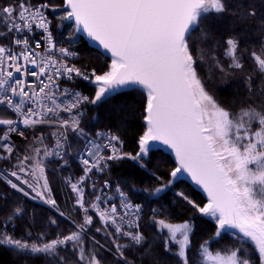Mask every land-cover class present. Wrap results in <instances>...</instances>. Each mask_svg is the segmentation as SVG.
I'll return each instance as SVG.
<instances>
[{"label":"snow or ice","instance_id":"obj_1","mask_svg":"<svg viewBox=\"0 0 264 264\" xmlns=\"http://www.w3.org/2000/svg\"><path fill=\"white\" fill-rule=\"evenodd\" d=\"M61 7L64 11L58 19L72 21L76 33L86 34L110 54L111 63L104 69H82L71 62L78 53L55 40L48 12ZM229 12L244 21L258 15L254 6L230 0H62L61 5L51 0H0V111L15 117L0 114V161L11 164L10 169L0 168V178L14 192L39 199L67 218L53 198L47 164L55 157L62 168L68 165L69 132L83 143L78 153L83 174L65 180L80 217L72 220L74 230L52 239L41 232L32 239L26 229L18 237L15 221L23 219L25 209L14 204L0 217V247L17 255L50 257L52 264H68L61 251L71 252L73 264H109V255L114 264H134L126 252L146 243L140 224L143 206L134 204L119 184L115 196L107 193L112 188L107 180L97 189L92 177L105 173L110 161L129 159L146 168L145 158L159 145L174 154L176 167L166 183L158 176L161 185L144 191L159 197L187 176L206 194L207 202L201 206L182 191L174 195L215 224L213 237L199 245L194 259L189 254L194 223H173L154 209L152 223L165 252L175 256L177 264H264V87L254 92L249 75V99L224 106L197 70L205 53L197 57L190 47L195 30ZM260 22L264 24V18ZM224 45L227 66L212 57L222 76L243 70L251 60L253 71L264 82V44L258 50L241 49L238 39L230 36ZM77 78L95 85L93 97L61 87L62 81ZM137 88L146 94V105L145 128L135 155L123 151L120 136L110 131L93 136L80 127L84 105H97L122 90ZM44 125L56 129L53 146L43 134H33L28 145L17 148L13 135L27 140L25 129ZM89 185L92 200L86 199ZM7 199L0 193V200ZM94 216L100 227H95ZM54 225L57 220L49 218L48 226ZM93 227L103 243L88 236ZM226 232L235 243L210 250V244Z\"/></svg>","mask_w":264,"mask_h":264},{"label":"trees","instance_id":"obj_2","mask_svg":"<svg viewBox=\"0 0 264 264\" xmlns=\"http://www.w3.org/2000/svg\"><path fill=\"white\" fill-rule=\"evenodd\" d=\"M38 3L40 0H32ZM62 0H51V3L61 5ZM232 4H249L256 8L257 17L250 18L248 21L237 19L235 12H229L222 19H213L206 22L200 29L192 33L190 47L194 54L199 57L201 51L205 53V59L199 60L197 70L207 83L209 90L224 105H238L241 101L249 99L246 77L251 75L253 79V91L258 92L264 87L259 74L253 71V62L249 60L245 63L243 70H235L233 73L222 76L215 67L212 57L215 56L222 64L227 66L228 60L224 56V42L230 36L235 37L240 42L241 49L258 50L260 44H264V24L261 19L264 18V0H230ZM64 11L61 7L57 12L49 11L52 19V29L58 42L79 53L80 63L88 69L102 70L110 63L109 57L103 55L78 33L74 31V25L68 20L58 19ZM90 98L95 95V88L80 82L78 86ZM146 105V94L142 89L123 90L118 94L112 95L108 100L97 105H90L88 113L80 125L87 133L94 135L97 131H110L120 136L123 141V151L136 154L138 151V138L142 135L145 124L143 120L144 107ZM0 114L10 116L12 114L0 111ZM71 149L74 154H78L83 147L82 141L74 134L69 133ZM176 167L173 158L160 149H155L149 154L147 165L141 167L136 162L123 159L114 162L111 165L106 179L111 183L121 185L125 191L129 192L133 202L143 206V217L141 219V231L146 237V243L143 247H136L126 252L128 259L134 264H177V258L170 253L165 252L163 239L158 236L155 226L152 223L154 215L167 217L173 223L192 221L195 225L194 235L192 237V249L189 253L196 259L199 245L213 237L215 233V224L206 219L186 202L180 200L174 195V192H184L189 198L193 199L201 206L207 202L205 197L197 191L187 181L180 179L172 187L159 197H149L144 191L154 190L161 185L158 176H163V182L168 180V173ZM81 175V170L76 165L74 159H68V165L62 168L58 173L53 169L48 171V178L52 193L59 206V210L66 214L70 220L61 218L51 210L34 204L29 201L24 202L25 215L23 219L15 221V234L23 236L26 229L31 230L32 239H35L39 233L46 232L47 238H55L59 233H68L73 231L72 220L79 221L80 217L73 209L74 194L63 181L65 179H75ZM0 193L8 197L7 201L0 200V217L8 214L9 208L14 204L22 203L21 197L0 180ZM88 195V194H87ZM90 196H86V199ZM49 218H55L57 225L48 226ZM71 221V222H70ZM2 223V220H0ZM95 227H100L97 217L94 216ZM95 227L91 228L92 232ZM97 240L103 239L101 234L95 233ZM90 243V241H86ZM235 243L234 238L226 232L218 241L210 244V250H224ZM175 249V245H172ZM251 247V245H249ZM148 249V251H144ZM60 255L65 256L68 264H73L74 257L71 252L61 251ZM58 260V258H56ZM109 264H114L112 257H108ZM0 264H52V258L30 255H17L6 248L0 247ZM197 264L199 262L197 261Z\"/></svg>","mask_w":264,"mask_h":264},{"label":"built area","instance_id":"obj_3","mask_svg":"<svg viewBox=\"0 0 264 264\" xmlns=\"http://www.w3.org/2000/svg\"><path fill=\"white\" fill-rule=\"evenodd\" d=\"M48 15H49V12H48ZM49 19L51 20V17L49 16ZM51 31H52V34H53V37L55 38V40L57 41V38H56V36H55V34L53 33V29H52V20H51ZM41 38V34L39 33V32H37L36 33V35H35V39H40ZM58 42V41H57ZM59 44V43H58ZM60 45V44H59ZM60 46H62V45H60ZM38 51H43V47L41 48V49H39ZM72 63H76L75 62V60H73V61H71ZM71 85V86H70ZM61 87L62 88H69V89H73V90H75V91H79V92H81L83 95H86L80 88H77V87H75L74 85H72V82H61ZM87 96V95H86ZM90 104H86V105H84L83 106V111H84V115L81 117V124H82V122L84 121V119H85V117H86V115H87V113H88V106H89ZM0 109H2V106H0ZM11 114V113H10ZM12 116H13V118H15L14 117V115L12 114ZM80 124V125H81ZM56 129L54 128V127H49V126H47V125H44V126H40L39 128H37V129H25L24 131L26 132V134H27V136H28V139L27 140H24V139H21L19 136H16V135H13V140L15 141V143H16V145H17V148H24L26 145H28L30 142H31V138H32V136H33V134H35L36 136H40L41 134H43V136L46 138L45 139V142L51 147V146H53L54 144H55V140H54V138H53V136H52V133L55 131ZM100 131H105V130H100ZM105 132H107V131H105ZM70 133V132H69ZM69 133H68V137H69V139H68V144H70L71 145V141H70V136H69ZM94 136V135H93ZM68 151V155L65 157V159H74V161H75V163H76V165L79 167V169L81 170V166L79 165V163H78V154L76 155V154H74V152H73V150L70 148V149H68L67 150ZM81 151V150H80ZM114 162H116V161H110L109 162V164H110V167L107 169V171L105 172V173H103V174H96L95 176H93L92 177V179L93 180H95V181H97V183H96V188L97 189H99V188H101L102 187V185H103V183H104V181L105 180H107L106 179V175H107V173L109 172V170H110V168H111V165L114 163ZM61 161H58L55 157H53V158H51V160H50V162H48V164H47V169H46V172H47V177H48V171L50 170V169H53L54 171H56V172H58V173H61L62 172V167H61ZM0 168H3V169H10L11 168V164L10 163H8V162H6V161H0ZM83 173H82V171H81V175H82ZM80 175V176H81ZM79 176V177H80ZM79 177H77V178H75V179H73V180H76V179H78ZM63 179V181H65L66 179L63 177L62 178ZM0 180L1 181H3V179L2 178H0ZM48 180H49V178H48ZM107 181H109V180H107ZM4 182V181H3ZM5 183V182H4ZM109 183L112 185V188H110V189H108V190H106L107 191V193L109 194V195H113V196H115V184H113V183H111L110 181H109ZM6 184V183H5ZM7 185V184H6ZM49 185H50V183H49ZM8 187V186H7ZM9 188V187H8ZM70 188V187H69ZM10 189V188H9ZM71 190V189H70ZM91 185H89V187H88V189L86 190V196H88L87 194H88V192H91ZM16 193V192H15ZM16 194H18L20 197H21V199H22V203H20L23 207H24V202L25 201H29V202H32V203H34V204H37V205H39V206H42V207H44V208H46V209H48V210H51L52 212H54L55 214H57L58 216H60L59 215V212L56 210V209H54V208H52V207H50V206H48V205H46V204H44L42 201H40L39 199H36V200H33V199H30V198H26V197H23L22 196V194H19V193H16ZM52 195H53V193H52ZM90 196V195H89ZM91 197L92 196H90V198H87V200H90L91 199ZM53 198H54V195H53ZM55 199V198H54ZM92 199H93V197H92ZM91 199V200H92ZM116 201L118 202V197H116ZM133 202V201H132ZM134 204H137V203H135V202H133ZM24 209H25V207H24ZM60 211V210H59ZM61 217V216H60ZM142 217H143V212H142V216H141V219H142ZM61 218H64V219H67V218H65V217H61ZM141 219H140V223H141Z\"/></svg>","mask_w":264,"mask_h":264},{"label":"rangeland","instance_id":"obj_4","mask_svg":"<svg viewBox=\"0 0 264 264\" xmlns=\"http://www.w3.org/2000/svg\"><path fill=\"white\" fill-rule=\"evenodd\" d=\"M60 45H62L60 42H58ZM63 47H66V46H64V45H62ZM66 48H68V47H66ZM71 50V49H70ZM71 51H74V50H71ZM74 52H76V51H74ZM76 53H78V52H76ZM75 60V64L77 65V66H79V67H81L82 69H84V70H86V71H88V72H90L91 70L90 69H88L86 66H83L81 63H80V55H79V53H78V57L76 58V59H74ZM110 63H111V61H110ZM109 63V64H110ZM80 82H82V83H84V84H87V85H90V86H92V87H94L95 88V85L94 84H92L91 82H89V81H85V80H83V79H80V78H77L76 80H75V82H72V85H74V86H78V84L80 83ZM71 86V85H70ZM95 90H96V88H95ZM89 97V96H88ZM90 105H92V104H90ZM89 105V106H90ZM89 106H88V108H89ZM114 134V133H113ZM148 158H149V156L147 157V158H145L146 159V161L148 160ZM135 162V161H134ZM137 163V162H136ZM137 164H139V163H137ZM140 165V164H139ZM91 199H92V197H91ZM90 199V200H91ZM205 218V217H204ZM206 219H208V218H206ZM67 220H70L69 219V217H67ZM71 222V221H70ZM73 227V230H74V226H72ZM92 229H90V231H89V233H88V236L89 237H91V236H93L96 232H95V229H93V232L91 231ZM235 230H229V232H234ZM123 242V241H122Z\"/></svg>","mask_w":264,"mask_h":264},{"label":"water","instance_id":"obj_5","mask_svg":"<svg viewBox=\"0 0 264 264\" xmlns=\"http://www.w3.org/2000/svg\"><path fill=\"white\" fill-rule=\"evenodd\" d=\"M72 22V21H71ZM73 23V22H72ZM79 34H81V33H79ZM84 38H85V40H87V42L91 45V43L92 44H94V48H96L98 51H100V52H102L103 54H105L104 52H103V50L102 49H100V48H98L97 47V45H96V43L95 42H93V41H91L87 36H86V34H84V33H82L81 34ZM106 56H108V57H110V54H105ZM126 90V89H125ZM123 91V90H122ZM153 149H160V150H162V151H164L165 153H168L169 155H171L172 156V158L174 159V161H175V157H174V154L169 150V149H166L165 147H163V146H156V147H154ZM180 179H183V180H185V181H187L190 185H192L196 190H198L199 192H201L202 194H203V196L207 199V197H206V194L198 187V186H196V185H194L192 182H191V179L189 178V177H187V176H182V177H180Z\"/></svg>","mask_w":264,"mask_h":264},{"label":"bare ground","instance_id":"obj_6","mask_svg":"<svg viewBox=\"0 0 264 264\" xmlns=\"http://www.w3.org/2000/svg\"><path fill=\"white\" fill-rule=\"evenodd\" d=\"M81 34H82V32H81ZM91 45H93V46H94V44H92V43H91Z\"/></svg>","mask_w":264,"mask_h":264}]
</instances>
